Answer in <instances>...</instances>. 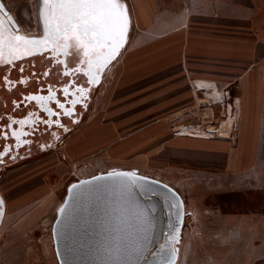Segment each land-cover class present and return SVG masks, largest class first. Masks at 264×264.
I'll use <instances>...</instances> for the list:
<instances>
[{
    "label": "rangeland",
    "instance_id": "374dc122",
    "mask_svg": "<svg viewBox=\"0 0 264 264\" xmlns=\"http://www.w3.org/2000/svg\"><path fill=\"white\" fill-rule=\"evenodd\" d=\"M122 2L130 14L128 40L98 74L99 83L91 88L81 118L98 121L97 132L85 141L102 148L79 157L65 155L60 146L47 148L4 171L0 189L7 212L0 229V264H63L55 230L70 186L105 176L137 178L179 196L182 222L171 230L158 264H264V106L259 116L245 117L239 115L242 110L233 101V89L225 100L216 99V93L213 98L209 95L213 90H208L206 97L211 99L185 102L193 106L191 112H180L183 104L171 109L168 113L176 115L167 126L168 113L155 115L149 99L181 86L177 84L181 78L164 70L146 75L142 82L115 79L133 27V0ZM0 4L4 6L0 15L10 14L17 23V32L9 35L43 36L40 0H0ZM80 55L83 58L82 50ZM196 93L204 97L202 91ZM138 103L145 107L135 112L140 117L134 118L132 128L157 126L163 131L140 133L145 137L141 148L125 154L112 146L130 134L125 129L117 132L115 116L121 107L134 108ZM121 173L132 175H117ZM13 199L17 206L9 209Z\"/></svg>",
    "mask_w": 264,
    "mask_h": 264
},
{
    "label": "crops",
    "instance_id": "0c3cea01",
    "mask_svg": "<svg viewBox=\"0 0 264 264\" xmlns=\"http://www.w3.org/2000/svg\"><path fill=\"white\" fill-rule=\"evenodd\" d=\"M133 5L130 41L114 71L115 79L142 82L146 75L153 77L167 70L168 75L183 80L177 83L181 86L149 99L153 101L155 115H166L180 104H183L180 112L185 114L193 108L185 102L211 99L206 97L208 90H213L209 93L213 98L216 93V99L225 100L233 89L236 92L233 101L239 102L242 110L239 115L259 116L264 106V0H133ZM198 90L204 97H198ZM163 99L166 101L162 102ZM144 107V103L134 108L124 106L115 116L118 119L113 127L117 132L125 129L130 134L118 138L112 146L125 150V154L141 148L145 140L141 134L147 130L163 131L157 126L132 128L136 125L134 118L139 116L135 112ZM171 114L166 115L167 126L172 125L170 119L176 115ZM97 122L83 118L57 145L60 152L79 157L100 150L102 147L85 141L97 132ZM247 131L250 132L249 127ZM153 146L161 148L159 144ZM15 206L16 202L12 204Z\"/></svg>",
    "mask_w": 264,
    "mask_h": 264
},
{
    "label": "water",
    "instance_id": "95a60500",
    "mask_svg": "<svg viewBox=\"0 0 264 264\" xmlns=\"http://www.w3.org/2000/svg\"><path fill=\"white\" fill-rule=\"evenodd\" d=\"M123 4L130 21L128 7ZM129 28L130 23L124 45L116 56L128 40ZM47 51H52L51 47L36 49V54ZM83 70L88 72L87 64ZM105 177L108 179L103 182L84 189L74 188L69 194L55 230L61 261L63 264H158L171 230L182 222V207H176L179 196L137 178Z\"/></svg>",
    "mask_w": 264,
    "mask_h": 264
},
{
    "label": "flooded vegetation",
    "instance_id": "af4514ba",
    "mask_svg": "<svg viewBox=\"0 0 264 264\" xmlns=\"http://www.w3.org/2000/svg\"><path fill=\"white\" fill-rule=\"evenodd\" d=\"M2 18L6 34L17 32L16 21L8 17ZM69 53L70 55H58L47 51L14 60L12 64L0 63V152L5 148L11 149L10 155L0 159V180L9 167L43 153L47 148L55 149L86 113L91 88L95 84L86 83L90 77L83 70L85 66L80 65V52L76 54V50L71 48ZM4 58H9L8 51H4ZM58 61L64 63L60 64ZM76 68L80 71H73ZM65 87H68L67 95L63 92ZM78 88L89 89L87 99L73 105L72 100L80 97V93L76 91ZM30 97L37 99H29ZM57 101L65 109H74L73 115L65 116L64 109L58 107ZM20 121L23 123H19ZM12 132H16L17 136H12ZM5 136L6 139L3 138ZM1 195L0 189V229L7 212ZM14 202L9 204V209Z\"/></svg>",
    "mask_w": 264,
    "mask_h": 264
},
{
    "label": "snow or ice",
    "instance_id": "6c2138e0",
    "mask_svg": "<svg viewBox=\"0 0 264 264\" xmlns=\"http://www.w3.org/2000/svg\"><path fill=\"white\" fill-rule=\"evenodd\" d=\"M40 2L43 5L39 10L43 29V36L40 38L6 34L4 22L0 20V63L12 64L14 60L36 54V49L51 47L52 51L58 55L61 53L70 55L68 50L74 48L76 54L82 50L84 59L80 63L87 64V75L90 78L86 83H99L98 74L115 59L125 42L130 21L122 0H40ZM3 7V4H0V11H3ZM5 48L8 50V59L4 58ZM58 63L63 64L64 61H58ZM73 71L78 72L80 69L76 68ZM69 74L65 73V75ZM76 91L80 93V97L72 100L73 105L85 101L89 89L78 88ZM63 92L67 95L68 87H65ZM29 99L34 100L37 97ZM57 105L64 109L65 116L73 115L74 109H65L59 101ZM56 123L59 124V121ZM11 135L17 136L16 132H12ZM17 146L20 145L17 144ZM10 153L11 149L5 148L0 152V159ZM117 175L131 176L132 174Z\"/></svg>",
    "mask_w": 264,
    "mask_h": 264
},
{
    "label": "bare ground",
    "instance_id": "6f19581e",
    "mask_svg": "<svg viewBox=\"0 0 264 264\" xmlns=\"http://www.w3.org/2000/svg\"><path fill=\"white\" fill-rule=\"evenodd\" d=\"M8 18H11L10 16H8ZM12 19V18H11ZM108 178H106V177H98V178H96V179H85V180H83V181H81V182H77V183H73L71 186H70V192L69 193H71V191H72V189H74V188H82V189H84L83 187H89V186H94V185H96L97 184V182H99V181H102L103 182V180H107ZM171 196V195H170ZM173 197V198H172ZM171 198H172V200H173V202L174 203H176L177 204V200H176V198L172 195L171 196ZM178 199V198H177ZM178 201H179V199H178ZM180 202V201H179ZM179 205H181L180 203L179 204H177V208L179 209ZM57 229L59 230L60 229V226L58 225V227H57Z\"/></svg>",
    "mask_w": 264,
    "mask_h": 264
}]
</instances>
